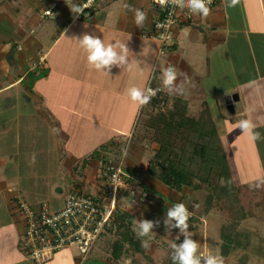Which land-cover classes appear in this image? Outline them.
<instances>
[{
    "label": "crops",
    "instance_id": "obj_1",
    "mask_svg": "<svg viewBox=\"0 0 264 264\" xmlns=\"http://www.w3.org/2000/svg\"><path fill=\"white\" fill-rule=\"evenodd\" d=\"M82 1L0 3V264H33L21 249L24 218L18 201L35 206L46 201L52 210L60 209L72 185L67 176L79 189L97 192L102 184L97 161L119 157L125 146L122 136L130 133L124 161L129 182L120 198L133 221L153 222L150 236L141 237L148 247L114 259L88 256L86 262L162 264L175 254L171 245L185 239L175 218L168 216L174 204L183 203L201 264L208 253L222 257L224 264H264V106L236 109L241 94L229 92L244 88L245 95L253 94L251 103H264V0H239L234 7L217 0L206 18L198 12L189 20L178 17L175 44L167 53H159L158 41L143 35L152 31L157 18L151 0H95L75 17L72 8ZM17 8L29 10L20 19ZM136 9L146 14L142 26L134 22ZM85 33L114 46L118 57L119 46H125L127 63L100 69L90 65L78 39ZM169 65L177 69L171 91L162 86ZM154 79L161 87L156 94L165 103L186 100L189 115L208 105L238 188L237 202L219 194L224 183L216 175L208 183L190 172L176 189L146 171L150 155L161 146L150 140L152 129L145 124V109L153 106L139 105L129 90H146ZM251 87L257 89L247 92ZM221 95L227 106L238 96L229 116ZM244 119L255 125L251 133H259L260 139L238 127ZM40 178L44 188L35 185ZM134 227L139 231L138 223ZM110 236L115 238L113 232ZM163 250L166 256L158 261L155 253ZM62 251L44 264H64Z\"/></svg>",
    "mask_w": 264,
    "mask_h": 264
},
{
    "label": "built area",
    "instance_id": "obj_2",
    "mask_svg": "<svg viewBox=\"0 0 264 264\" xmlns=\"http://www.w3.org/2000/svg\"><path fill=\"white\" fill-rule=\"evenodd\" d=\"M83 0L75 17H81L84 10L93 5ZM180 0L173 3L169 0L166 7H161L151 0L157 12V18L152 25V31L144 36H150L159 43V53L170 52L175 44L174 25L180 17L189 20L195 13L190 12L187 0H182L185 7H178ZM217 0H212V8ZM160 91L159 85L151 83L146 89ZM132 134L122 136L125 146L122 155L116 158H102L97 161L96 168L102 180L97 192L91 193L79 188L67 189L64 204L60 209L52 210L48 202L38 206L24 200L18 201L24 218V229L21 237V249L33 264H44L55 254L67 248H75L81 260L92 251L96 241L108 229L114 215L122 209L121 194L127 188L129 175L124 167L126 148Z\"/></svg>",
    "mask_w": 264,
    "mask_h": 264
},
{
    "label": "trees",
    "instance_id": "obj_3",
    "mask_svg": "<svg viewBox=\"0 0 264 264\" xmlns=\"http://www.w3.org/2000/svg\"><path fill=\"white\" fill-rule=\"evenodd\" d=\"M151 84L155 85V79ZM165 102L164 96L157 93L149 104L156 107ZM172 103L171 107L159 110L149 120L147 118L159 130L157 140L161 146L150 155L146 171L176 189L183 185L188 169L196 170L197 177L208 183L216 175L224 183L219 194L227 201L237 202L238 188L232 181L221 139L208 105L202 104L196 115H189L186 100L175 98ZM182 157L186 163L182 162ZM241 218L243 216L238 220ZM132 222V214L121 209L108 226L115 236L112 245L115 258L121 256L126 246L132 252L142 251L141 240L133 231Z\"/></svg>",
    "mask_w": 264,
    "mask_h": 264
},
{
    "label": "clouds",
    "instance_id": "obj_4",
    "mask_svg": "<svg viewBox=\"0 0 264 264\" xmlns=\"http://www.w3.org/2000/svg\"><path fill=\"white\" fill-rule=\"evenodd\" d=\"M92 0H88L89 5ZM161 7H166L169 4V0H155ZM173 3H176L177 0H172ZM212 0H187V7L192 13H199L202 17H208L211 9L209 5ZM239 0H228V7H234ZM178 7L183 9L185 7L182 0L178 3ZM73 12L79 13L81 11L80 8H72ZM146 20V14L136 9L134 13V22L137 26H142L144 21ZM79 44L85 47L88 51V62L89 64H94L97 69H100L102 66H110L116 63H127V48L123 45L119 46L121 48V55L118 57L117 51L115 47L112 45L105 46L102 40L91 34H83L82 37L78 38ZM163 80L162 86L164 89L171 91L174 82L177 79V69L173 65H169L167 68L163 70ZM130 96L133 101L138 102L139 105L148 104L153 96L156 95L157 90H153L148 88L146 90H142L138 87H133L130 90ZM146 92V94H145ZM238 127L248 134L251 133V129L255 127L251 123L250 120L244 119L239 121ZM251 138L253 140L260 139L259 133H251ZM264 183V180L261 181ZM259 187L260 184L255 185ZM195 207V206H194ZM169 218H175L180 231L184 234L185 239L179 245L172 244L171 247L175 250V254L172 256V260L174 262H178V264H201V258L196 255L198 251V243L191 238L189 235V213L188 209L183 203H176L173 207L168 211ZM139 224V231L136 228H133L137 238L141 237H149L151 234V230L154 226L152 221L143 220V221H133V224ZM142 247L147 248L148 242L146 240L141 241ZM203 264H224L223 258L217 255H213L211 253L206 254L203 257Z\"/></svg>",
    "mask_w": 264,
    "mask_h": 264
},
{
    "label": "rangeland",
    "instance_id": "obj_5",
    "mask_svg": "<svg viewBox=\"0 0 264 264\" xmlns=\"http://www.w3.org/2000/svg\"><path fill=\"white\" fill-rule=\"evenodd\" d=\"M0 3H2V0H0ZM29 9H19V8H17V14L20 16V19H21V17L23 16L24 17V13H26L27 11H28ZM246 90H247V92L249 91L250 92V89H252V90H255V89H257V88H253V87H251V88H245ZM238 91L240 92V94H241V100L240 101H235V108L236 109H240V108H245V107H247L248 109H249V111L250 110H253L254 111V107H258V106H261V107H263L264 106V103H257V104H255V103H251L252 102V98H253V94H252V92L251 93H248V95H245L244 94V88H230V90H229V92H231L232 94H238ZM239 95V94H238ZM255 95V94H254ZM220 98H221V103H222V108H223V110H224V113L226 114V116H229L230 115V113H229V111H228V106H227V103L225 102V99H224V97L221 95L220 96ZM219 99V98H218ZM172 104L173 103H164V104H161V105H159V106H156V107H149L148 109L146 108L145 109V111H146V119H145V124L147 125V127L149 128V129H152L151 130V132H152V135H150V140L151 141H153V142H158V140H157V135H158V133H159V130L156 128V126H152L149 122H148V120L156 113V112H158L159 110H163L164 108H168V107H171L172 106ZM218 106H220L219 105V100H218ZM213 107L215 108V104L213 103ZM255 108V109H256ZM262 114V113H261ZM214 116L215 117H217V113L215 112L214 113ZM147 118H148V120H147ZM217 119V118H216ZM218 120V119H217ZM262 123V124H261ZM260 124H261V126H262V131L264 132V120H261L260 121ZM259 128H261V127H259ZM258 128V129H259ZM260 130V129H259ZM260 143V142H259ZM261 143H262V141H261ZM261 143H260V146H261V152L264 154V146H262L261 145ZM124 149L125 148H123V150L121 151V155H122V153H123V151H124ZM182 162L183 163H186L185 162V160H184V158L182 157ZM194 173V174H196L197 173V171L196 170H194V169H188V171H187V174H189V173ZM197 175V174H196ZM66 180H68L69 181V183L71 184L72 183V185H70L67 189H73V188H78L77 186H75V184H74V179H72L71 178V176H67V178H66ZM64 182V181H63ZM61 183V184H64V183ZM156 184H158V185H164V183H162L161 181H157V183ZM35 185L36 186H39L40 188H44V186L46 185V183L40 178L39 179V181H37L36 183H35ZM56 191H54V193H55ZM132 228H135L134 227V224H133V222H132ZM107 231H108V229H107ZM107 231H105V235H102L97 241H96V243H95V245H94V248H93V250H92V252H90L88 255H87V257L89 256L90 258H93V257H99V258H106V259H114L115 258V256H113V254H112V245H113V241H114V239L115 238H111V236H110V233L111 232H107ZM115 237V236H114ZM140 240H141V238H139ZM150 240H152V239H150ZM158 245H161V242L158 244ZM128 248V246H126L125 248H124V250L122 251V257L123 256H126L127 254H129L130 253V249L128 250L127 249ZM164 249H167V253L169 254V255H173L174 253L172 252V253H170V252H168V251H170L171 249L170 248H165L164 247ZM165 250H163L161 253L160 252H156L155 253V257L157 258V260L159 261V260H164V258H165V256H166V253H163ZM62 254H65V256H64V259L66 260V262L64 263V264H78V262H80L81 261V257L78 255V250L77 249H75V248H73V247H71V248H67V249H63V251H62ZM85 258L83 261H81L82 263L81 264H89L88 263V261L86 262V260H88V258ZM161 257V258H160ZM173 263H175V264H178L177 262H173ZM172 263V257H167V259L165 260V262H163L162 264H173ZM150 264V263H149ZM152 264H160V263H152Z\"/></svg>",
    "mask_w": 264,
    "mask_h": 264
},
{
    "label": "water",
    "instance_id": "obj_6",
    "mask_svg": "<svg viewBox=\"0 0 264 264\" xmlns=\"http://www.w3.org/2000/svg\"><path fill=\"white\" fill-rule=\"evenodd\" d=\"M238 99V96L237 95H233L230 99V101L228 102V108H229V111L232 112L233 111V103H232V100H237Z\"/></svg>",
    "mask_w": 264,
    "mask_h": 264
},
{
    "label": "flooded vegetation",
    "instance_id": "obj_7",
    "mask_svg": "<svg viewBox=\"0 0 264 264\" xmlns=\"http://www.w3.org/2000/svg\"><path fill=\"white\" fill-rule=\"evenodd\" d=\"M1 33V32H0Z\"/></svg>",
    "mask_w": 264,
    "mask_h": 264
}]
</instances>
